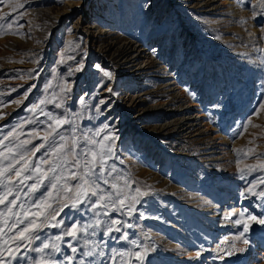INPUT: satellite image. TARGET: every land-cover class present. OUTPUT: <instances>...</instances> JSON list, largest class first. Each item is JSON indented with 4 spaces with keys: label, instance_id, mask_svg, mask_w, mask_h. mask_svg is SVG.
I'll list each match as a JSON object with an SVG mask.
<instances>
[{
    "label": "rangeland",
    "instance_id": "374dc122",
    "mask_svg": "<svg viewBox=\"0 0 264 264\" xmlns=\"http://www.w3.org/2000/svg\"><path fill=\"white\" fill-rule=\"evenodd\" d=\"M10 2L21 7L13 12L0 5V137L23 122L17 129V135L25 134L20 140L31 139L28 147L41 143L26 134L39 131L43 136L50 131L48 121L39 109L35 117L28 109L45 97L54 102L41 105L44 112L68 117L78 136L108 125L115 136L108 167L115 166L117 178L121 184L128 181L130 191L140 189L137 208L144 213L111 212V218L133 225L122 229L129 234L125 241L116 232L104 236L109 217H96L87 204L65 209L63 227H45L32 247L61 235L73 222L89 226L99 218L103 224L89 227L90 235L79 242L66 237L59 253L22 246L20 258L11 264H32L41 255L63 264L72 255L68 242L81 250L76 264H111L116 253L141 250L131 241L146 250L144 264H264V225L251 224L243 237L249 243L244 244L243 238L235 239L243 224L234 223L241 211L264 217V199L242 195L250 184L257 192L264 190V109L258 108L264 104V0H173L159 19L147 15L151 0ZM131 41L147 49L150 61L142 65V74L136 67L121 75L101 49ZM201 71L203 96L193 82ZM132 100L141 101L142 108L134 109ZM158 103L176 112L167 117L139 111ZM190 104L196 105L192 112L177 113ZM197 114L203 117L192 130L158 132L169 121ZM57 127L66 136L73 131L68 124ZM9 141L13 137L4 143ZM44 192L42 186L32 195ZM21 195H28L23 186ZM229 212L234 213L231 218ZM203 231L213 234L205 245L200 242ZM86 240L103 256L84 257ZM116 259L118 264H139L127 255Z\"/></svg>",
    "mask_w": 264,
    "mask_h": 264
},
{
    "label": "snow or ice",
    "instance_id": "6c2138e0",
    "mask_svg": "<svg viewBox=\"0 0 264 264\" xmlns=\"http://www.w3.org/2000/svg\"><path fill=\"white\" fill-rule=\"evenodd\" d=\"M0 5L11 7L13 12L21 7L19 4L11 3L10 0H0ZM79 70V67L76 68V71ZM104 75L111 79V73L105 72ZM61 91L63 92L64 89L62 88ZM112 91L108 89L109 93ZM53 102L45 97L28 109L34 117L39 109V114L44 115L48 121L46 129L50 131L45 130L43 136L39 135V131L26 134L28 137L36 136L41 143L28 147L32 144L31 139L20 140L19 136L25 134L21 132L17 135V129L24 127L23 122L0 137V206H2L0 207V264H11L12 260H18L22 246L25 250L36 253H45L46 250L59 253L60 245L65 243L66 237L79 242L81 237L90 235L89 227L94 229L103 224L99 218L94 225L89 226L73 222L61 235H56L48 242H41L39 246L32 247L35 241L40 240L39 233L45 227H63L60 217L65 209L79 210L81 205L87 204L96 217H109V226L103 229L104 236H110L116 232L120 233L117 239L125 241L129 240V234L122 229L132 228L133 225L121 219L111 218V212L121 216H131L133 213H138L141 217L144 215L138 212L137 208L138 198L142 195L140 189L135 188L130 191L128 181L125 180L121 184L117 178L115 166L108 167V161L114 158L113 144L115 142V136L111 133L109 126L104 125L91 133H80L78 136L73 122L68 117L44 112L41 108V105ZM15 103L19 104L20 101L17 100ZM80 103L83 104L84 100L81 99ZM99 103L103 105L106 101L101 100ZM55 107L59 108L61 104L55 103ZM258 108L264 109V104L259 105ZM254 113L259 114L257 110H254ZM35 122V119L28 120V123ZM65 124L73 126V131L67 136L58 131L57 127ZM101 133H103L102 137ZM9 137H13V141L5 144ZM49 137H52L50 141ZM104 141L108 143L105 144ZM41 149H45V152L40 157H36V153H39ZM43 165L47 167L43 168ZM26 181H33V183L28 184L25 183ZM261 182H264V179ZM21 186L27 189L28 195L22 197ZM42 186L45 187V192L39 197L33 196L32 194ZM255 188V184H250L242 195L250 194L264 199V190L257 192ZM133 191L136 195H131ZM233 215L232 212L228 213L229 218ZM234 223L243 224V232L235 237L236 240H241L249 231L251 224L264 225V217L258 218L241 211L239 219L234 220ZM242 242L249 243L246 238H243ZM85 243L89 244V247L83 252L84 257L103 256V252L91 246L89 241L86 240ZM131 243L141 250L116 253L110 257L111 264H118L116 257L125 255L134 257L139 264H144L146 250L142 249L136 241ZM66 246L72 255H67L63 264H76V254L81 250L71 242H68ZM231 248L234 249L235 244H232ZM196 256H200L199 251L196 252ZM32 264H60V262L50 255H41L39 259H34ZM80 264H85L84 260H81Z\"/></svg>",
    "mask_w": 264,
    "mask_h": 264
},
{
    "label": "bare ground",
    "instance_id": "6f19581e",
    "mask_svg": "<svg viewBox=\"0 0 264 264\" xmlns=\"http://www.w3.org/2000/svg\"><path fill=\"white\" fill-rule=\"evenodd\" d=\"M151 1L152 2L150 3V6L147 10V15L153 16L154 14H156L157 19H159L161 17V14L163 12H165L167 9L173 7V5H174L173 0H169L168 2H166L164 0H151ZM152 33H154V31ZM101 50H102V53H104L110 59L112 65L115 66V68L117 69V71L121 75L129 74L136 67H139L137 72H139V74H142L144 72V68L142 69V67H143L142 65L145 63L147 64L150 61V57H148L145 53V51L147 49L141 48V46L138 45V43H135L132 41L129 43L127 42L124 44H115V45L112 43V44H109L107 47H104ZM192 65H193V62H192ZM204 76H205L204 72L201 71L197 76L193 77L194 86H196V88L200 90L199 93H201L200 94L201 96H203V94H205V92H206L204 86L201 87V84L202 83L204 84V79H205ZM175 84H176V82L174 81L173 85H175ZM131 103L134 106V109L138 108V107L140 108L142 105L141 101L138 102L136 100L135 101L132 100ZM138 103H140V104L138 105ZM168 106L169 105L167 103H158L156 105H151L147 109H144V110L140 109L139 111H141L142 113H147V112L148 113H160L164 116L170 117L176 111L172 113V111L168 108ZM194 107H196L195 104H190L187 107H183L182 110L180 109V111H178L177 113H179V112L182 113L185 111L186 112H192V110L195 109ZM202 117H203L202 115L197 114V115H190L187 118L181 117L180 119H177L176 121H169L160 130L158 129L159 130L158 132L161 133V132L167 130L169 127H172L174 129L189 128L192 130L193 127L197 123H199V119ZM227 154H228V151L225 152L224 157H226ZM188 220H189V223L191 225L192 230L195 231L196 227H197L195 219L191 217V218H188ZM163 225L167 226V228H169V229L172 228V226L169 225L168 223H163ZM212 238H213V234L211 232L203 231L201 233V236H200V242H202L205 245L207 242L209 243V240H212ZM166 256L172 258V256H170L169 254H166Z\"/></svg>",
    "mask_w": 264,
    "mask_h": 264
}]
</instances>
